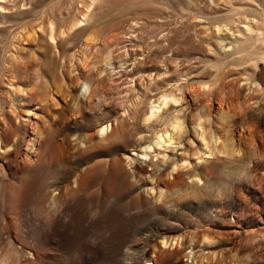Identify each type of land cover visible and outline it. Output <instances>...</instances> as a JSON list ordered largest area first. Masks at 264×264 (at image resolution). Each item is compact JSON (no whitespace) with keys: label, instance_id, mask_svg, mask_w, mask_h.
<instances>
[{"label":"rangeland","instance_id":"1","mask_svg":"<svg viewBox=\"0 0 264 264\" xmlns=\"http://www.w3.org/2000/svg\"><path fill=\"white\" fill-rule=\"evenodd\" d=\"M263 123L264 0H0V264H264Z\"/></svg>","mask_w":264,"mask_h":264},{"label":"bare ground","instance_id":"2","mask_svg":"<svg viewBox=\"0 0 264 264\" xmlns=\"http://www.w3.org/2000/svg\"><path fill=\"white\" fill-rule=\"evenodd\" d=\"M259 123H262V122H259ZM259 125V124H258ZM263 126H264V123H263Z\"/></svg>","mask_w":264,"mask_h":264}]
</instances>
